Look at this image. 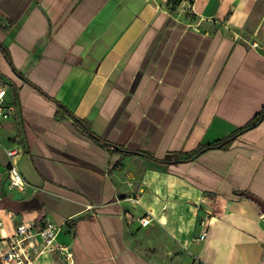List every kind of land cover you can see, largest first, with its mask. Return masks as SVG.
Segmentation results:
<instances>
[{
  "label": "crops",
  "instance_id": "crops-1",
  "mask_svg": "<svg viewBox=\"0 0 264 264\" xmlns=\"http://www.w3.org/2000/svg\"><path fill=\"white\" fill-rule=\"evenodd\" d=\"M192 12L0 0V83L18 110L0 178L14 164L27 183L21 202L0 197V250L20 223L51 222L66 249L27 264H264V118L214 146L264 109V0Z\"/></svg>",
  "mask_w": 264,
  "mask_h": 264
},
{
  "label": "built area",
  "instance_id": "built-area-1",
  "mask_svg": "<svg viewBox=\"0 0 264 264\" xmlns=\"http://www.w3.org/2000/svg\"><path fill=\"white\" fill-rule=\"evenodd\" d=\"M9 90L8 84L0 83V129L3 128L7 120L17 116V106L14 103H7L5 97ZM17 150L9 151V158L17 156ZM8 181L12 188L26 192L27 183L24 180L20 170L11 164L8 168ZM128 200L132 202H139L138 197H130ZM259 218L264 220V213H261ZM151 222L149 215L140 219L142 226H147ZM58 227L51 222L43 226L36 227V223H20L16 227L15 234L8 237L6 241L7 249L0 254V264H27L32 259V252H37L40 247L41 251L54 252L57 250L63 251L64 246L55 243ZM206 232L200 235V239H204ZM67 258L71 255L67 253Z\"/></svg>",
  "mask_w": 264,
  "mask_h": 264
},
{
  "label": "rangeland",
  "instance_id": "rangeland-1",
  "mask_svg": "<svg viewBox=\"0 0 264 264\" xmlns=\"http://www.w3.org/2000/svg\"><path fill=\"white\" fill-rule=\"evenodd\" d=\"M160 6L166 7L168 12L173 15H177L181 18H185L188 21H197V17L192 12L193 0H153ZM0 197L4 202L10 201V198H14L16 201L21 202L26 197V192H22L18 189L12 188L9 181L0 178ZM18 205V204H17ZM26 220V221H25ZM25 222L30 221V217L24 219ZM202 225V224H201ZM7 248L0 250V254ZM198 264H203L199 262Z\"/></svg>",
  "mask_w": 264,
  "mask_h": 264
},
{
  "label": "trees",
  "instance_id": "trees-1",
  "mask_svg": "<svg viewBox=\"0 0 264 264\" xmlns=\"http://www.w3.org/2000/svg\"><path fill=\"white\" fill-rule=\"evenodd\" d=\"M264 118V109L244 128H242L235 136L225 140V141H221L216 143L214 146L220 147V148H227L229 146H231L233 144V142L237 139L238 135H241L243 132L247 131L248 129H251L253 127H255L257 124H259V122ZM213 146V147H214ZM212 148V146H209L207 148H203L200 150H197L193 153L190 154H186L185 157L182 160H177L176 162H168V163H179V162H186V161H191L194 158H196L200 153H202V151H204L205 149H209ZM126 154H135L137 155L138 153H131L128 151H125ZM25 207H30V208H41L42 205L38 202H32V203H28L25 205Z\"/></svg>",
  "mask_w": 264,
  "mask_h": 264
}]
</instances>
